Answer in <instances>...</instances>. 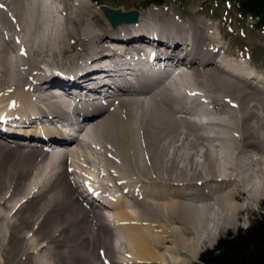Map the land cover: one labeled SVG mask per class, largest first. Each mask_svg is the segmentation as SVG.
I'll return each instance as SVG.
<instances>
[{"label":"bare ground","instance_id":"1","mask_svg":"<svg viewBox=\"0 0 264 264\" xmlns=\"http://www.w3.org/2000/svg\"><path fill=\"white\" fill-rule=\"evenodd\" d=\"M90 4L0 0V264H187L264 195V75L199 19L113 26Z\"/></svg>","mask_w":264,"mask_h":264},{"label":"rangeland","instance_id":"2","mask_svg":"<svg viewBox=\"0 0 264 264\" xmlns=\"http://www.w3.org/2000/svg\"><path fill=\"white\" fill-rule=\"evenodd\" d=\"M89 1L93 11L101 4H106L122 11L136 9L144 16H147L152 11L160 9V14L164 15L166 13V15H171L179 21L185 22L187 19H199V21L205 22L208 26L210 25V28L208 29L212 38L214 40L216 39L219 45L222 44L223 47L225 45L224 51L228 54L227 56L230 59L236 58L235 60L238 61L243 59L246 62V66L249 65L252 67L251 65H253L256 68L255 70L263 73L261 75H264V31L254 26V20L252 18L247 15H242L233 0H164V2L160 4H145V0H101L99 3H93L91 0ZM161 10H163V12ZM104 20L99 21L101 25H105L104 27L106 29L108 26L106 25V20ZM150 21L151 23L154 22L153 20ZM72 42L73 41H71V44ZM12 48L13 51L16 52V47H14V45H12ZM230 51L232 52L230 53ZM224 55V53H221L219 56L224 57ZM57 57L60 58V55ZM47 60L48 66L49 64H53L51 58L47 57ZM43 65H41V67L45 68ZM251 70L254 71L253 69ZM255 73L257 72L255 71ZM200 102L202 103L201 106L206 103L204 99H201ZM209 106L210 105H208V107ZM251 156L252 159L256 158V155L253 152H251ZM72 169L73 167H70L68 172L70 173ZM251 170L254 172L252 180L259 181V176L261 175L259 166L254 163V165L251 166ZM96 173L97 172H91L92 177L96 179V181L101 182V177ZM76 179L81 182L78 185V189L83 192L84 189H86L84 186L85 181H82V179L78 177H76ZM107 210L108 209H105L108 213L109 211ZM261 212H264V195L257 202L250 204L248 209H245L240 213L234 226L223 229L212 242L206 243L193 258L189 259L187 264H192L197 261L200 254L204 250L212 248L219 238L228 233H234L239 228H245L250 223L251 219L259 215ZM104 239L107 240L106 238Z\"/></svg>","mask_w":264,"mask_h":264},{"label":"trees","instance_id":"3","mask_svg":"<svg viewBox=\"0 0 264 264\" xmlns=\"http://www.w3.org/2000/svg\"><path fill=\"white\" fill-rule=\"evenodd\" d=\"M233 1L242 15L252 18L254 26L264 30V0ZM162 2L164 0H145V4ZM192 264H264V212L252 218L245 228L219 238Z\"/></svg>","mask_w":264,"mask_h":264},{"label":"water","instance_id":"4","mask_svg":"<svg viewBox=\"0 0 264 264\" xmlns=\"http://www.w3.org/2000/svg\"><path fill=\"white\" fill-rule=\"evenodd\" d=\"M101 7L104 11H106V17L109 19L111 24H113V26L121 22L137 21L138 19L139 12L136 9L122 11L106 4H101Z\"/></svg>","mask_w":264,"mask_h":264},{"label":"snow or ice","instance_id":"5","mask_svg":"<svg viewBox=\"0 0 264 264\" xmlns=\"http://www.w3.org/2000/svg\"><path fill=\"white\" fill-rule=\"evenodd\" d=\"M0 7H3V5H0Z\"/></svg>","mask_w":264,"mask_h":264}]
</instances>
